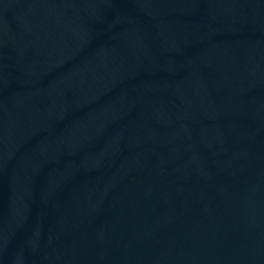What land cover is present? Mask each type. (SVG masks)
<instances>
[{
  "label": "water",
  "instance_id": "1",
  "mask_svg": "<svg viewBox=\"0 0 264 264\" xmlns=\"http://www.w3.org/2000/svg\"><path fill=\"white\" fill-rule=\"evenodd\" d=\"M0 264H264V0H0Z\"/></svg>",
  "mask_w": 264,
  "mask_h": 264
}]
</instances>
